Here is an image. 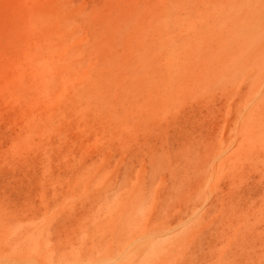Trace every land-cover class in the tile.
<instances>
[{
    "label": "rangeland",
    "instance_id": "374dc122",
    "mask_svg": "<svg viewBox=\"0 0 264 264\" xmlns=\"http://www.w3.org/2000/svg\"><path fill=\"white\" fill-rule=\"evenodd\" d=\"M0 264H264V0H0Z\"/></svg>",
    "mask_w": 264,
    "mask_h": 264
},
{
    "label": "bare ground",
    "instance_id": "6f19581e",
    "mask_svg": "<svg viewBox=\"0 0 264 264\" xmlns=\"http://www.w3.org/2000/svg\"><path fill=\"white\" fill-rule=\"evenodd\" d=\"M51 1H53V0H51ZM42 62V61H41ZM65 69V68H64ZM38 73V72H37ZM43 73V72H42ZM49 74V73H48ZM144 75V74H143ZM23 77V76H22ZM26 79V78H25ZM94 83H96V82H94ZM135 84V83H134ZM94 85V84H93ZM121 89V88H120ZM94 93V92H93ZM77 94V93H76ZM72 95V94H71ZM3 231V230H2ZM2 241V240H1ZM56 262H57V260H56Z\"/></svg>",
    "mask_w": 264,
    "mask_h": 264
}]
</instances>
